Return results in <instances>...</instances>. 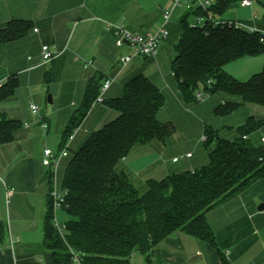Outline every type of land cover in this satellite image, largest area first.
<instances>
[{"label":"crops","instance_id":"obj_1","mask_svg":"<svg viewBox=\"0 0 264 264\" xmlns=\"http://www.w3.org/2000/svg\"><path fill=\"white\" fill-rule=\"evenodd\" d=\"M29 1L30 10L15 14L9 11L6 0H0V4H5V14L0 13V28L13 19L34 23V28L24 37L0 44V84L10 76L18 81L14 95L0 102V115L22 124L12 142L0 145V221L7 224L0 245V264H51L50 254L43 246V218L51 174L42 165L43 152L59 151L63 131L78 108L90 78L100 75L104 77L103 83L112 81L104 93L105 101L120 97L125 83L138 74L148 78L164 96L157 120L171 123L174 132L164 142L153 140L134 146L116 166L140 194L146 192L149 180L160 181L207 164L205 148L195 157V148L203 145L205 139L204 126L217 130L224 139L233 140L238 136L237 128L247 118L264 121V117L254 114V110L264 108L247 103L222 116L221 119H227L224 127L207 125L188 111L191 106L198 108L200 102H184L172 71L173 80L163 74L158 52L155 58L135 56L128 63H121L120 59L129 50L116 47L115 27L140 34L155 31L163 21V9L169 0H37V7L34 0ZM177 11L178 8L171 17ZM43 45L55 53L46 63L41 58ZM243 59L247 64L253 61L251 57ZM43 100L50 107L37 118L29 106L31 102L42 104ZM218 100L211 107L212 113L223 102L239 101L223 94ZM240 111L245 114L238 122L228 120ZM116 117L117 113L104 102L93 103L69 142L68 156L61 159L57 168L60 185L74 152L93 132ZM39 120L47 124L46 131ZM263 130L264 125L249 139L253 142ZM263 138L259 136L260 143ZM187 154L191 156L186 157ZM261 204H264V178L207 212L206 220L216 247L177 231L155 248L156 264H221L218 251L231 264H264V210H258Z\"/></svg>","mask_w":264,"mask_h":264},{"label":"trees","instance_id":"obj_2","mask_svg":"<svg viewBox=\"0 0 264 264\" xmlns=\"http://www.w3.org/2000/svg\"><path fill=\"white\" fill-rule=\"evenodd\" d=\"M239 1L244 0H217L207 9L188 10L179 19V33L173 44L171 71L184 102L196 101L198 91L239 99L216 106L213 113L221 117L247 103L264 108V65L245 81L224 70L233 61L264 53V42H260L258 33L215 19ZM191 15L207 21L196 26L188 21ZM33 28L30 20H10L0 28V44L16 41ZM103 80L100 75L88 80L81 102L63 131L59 150L81 125ZM17 85L14 76L1 83L0 102L11 98ZM103 102L117 117L93 132L67 164L61 186L66 191L63 210L69 219L62 235L53 225L49 193L46 198L43 246L51 264H72L73 255L81 264H133L134 254H140L146 264H156L155 248L177 231L216 247L206 214L264 178V144H254L249 139L264 121L247 118L233 140L204 126L207 164L160 181L149 180L146 192L140 194L116 166L134 146L153 140L164 142L174 132L171 123L157 120L164 96L148 78L138 74L125 83L120 97ZM21 126L20 121L1 114L0 145L12 142ZM48 179L51 189L52 174ZM4 235L5 225L0 221V245ZM218 253L221 264H231L223 253Z\"/></svg>","mask_w":264,"mask_h":264},{"label":"rangeland","instance_id":"obj_3","mask_svg":"<svg viewBox=\"0 0 264 264\" xmlns=\"http://www.w3.org/2000/svg\"><path fill=\"white\" fill-rule=\"evenodd\" d=\"M243 1L236 2L232 4L222 16H218L216 21H227V22H234V23H241L244 25H250V26H256L260 30H264V19H263V14H264V0H249V4L244 5L242 3ZM6 6L9 7V11L11 13H21L26 10H30L32 6V2L29 0H6ZM38 1L34 0V7H37ZM4 5L3 3L0 4V13L2 15L5 14L4 11ZM195 6V5H194ZM189 9L187 8L186 5H182L180 8H178L177 15H173L171 17L170 23L166 26V29L170 30V36L162 42L159 47H158V59H159V64H160V69L162 70L163 74L168 77V79L173 80L171 77V59L173 56V44L177 39L178 33H179V19L188 11ZM195 18L191 15L188 18L189 22H194ZM162 25V22L161 24ZM253 58L251 63L247 64L245 59H239L237 61H233L225 66V71L231 75L232 77L240 80V81H245L247 80L251 73L253 71H260L264 65V53L251 57ZM255 69V70H252ZM159 73V70H158ZM51 80H52V74L50 75ZM50 95V94H48ZM221 94H214V95H208L204 100H202L199 104L198 108H190L191 113L193 115H196L199 119L201 118L203 123H206L207 125H213V126H218V128L224 127L225 119H221V116H216L214 113L211 111L212 105H214L218 99L220 98ZM37 103V102H36ZM38 107L39 113L36 116L37 118L40 117V112L44 111L46 108L50 107L46 104V101L43 100L42 104H35L32 103ZM195 107V106H194ZM254 114L256 117H264V110H254ZM245 112L240 111L236 116L232 117L230 122H238L242 116H244ZM227 120V119H226ZM41 121V120H39ZM224 123V124H223ZM230 125V124H227ZM262 133V134H261ZM260 134H257L255 138L253 139L255 143H259V136H264V130ZM202 146V147H201ZM196 150V155L195 157H199L204 152V146L199 145V147L195 148ZM56 153V152H55ZM71 155V152H69ZM57 170L55 171L54 174V182L56 184V189L59 193H63L64 190L60 183L57 180L56 176ZM0 177L1 173H0ZM4 179V178H3ZM55 218L56 220L64 224L69 217L66 215L65 211L63 209H58L55 212ZM7 223V221H5ZM7 225V224H5ZM7 229V227H6ZM132 263L134 264H146L144 261L143 257L140 254H136L132 258Z\"/></svg>","mask_w":264,"mask_h":264},{"label":"built area","instance_id":"obj_4","mask_svg":"<svg viewBox=\"0 0 264 264\" xmlns=\"http://www.w3.org/2000/svg\"><path fill=\"white\" fill-rule=\"evenodd\" d=\"M216 1L217 0H169L167 5L163 9L162 25H160L158 29L153 32L140 34V33L131 32L122 26H116L115 27L116 47L118 48L124 47L129 50V54L120 59L121 63L126 64L131 60L132 57L135 56L155 58L158 52L159 45L165 40H167L169 36V31L168 29H166V26L170 22L171 15L176 8H180L182 5H186L189 10L196 7L207 9L212 5H214ZM242 3L246 5L249 4L250 2L249 0H244ZM208 20L211 19L208 18ZM206 21L207 20L203 17H197L195 18L194 22H192V24L196 26H203ZM233 24L236 28L244 29L249 33H255V32L258 33L260 36L259 37L260 42L262 43L264 42V30H260L257 27L248 26L241 23H233ZM54 54L55 53L52 51V49L49 46L43 45L41 47V58L44 63L52 60L55 56ZM111 82H112L111 80H106L102 84L100 93L98 97L95 99L94 103H103L104 93L109 88ZM207 96L208 94L205 93L204 91H198L196 93V101L201 102ZM29 107L31 112L35 116H37L39 113L38 107L34 104H30ZM41 127L43 128L44 131L47 130V124L44 121H41ZM73 134L69 136L65 145L58 152L55 153L50 149H45L43 152V159H42V165L49 168L52 174V186L51 189L49 190V196L52 200V206L54 211L53 225L60 235H62L63 232L65 231V224H61L56 220L55 212L58 209H63L66 206L65 204L66 191L64 189H63L64 190L63 193H59L57 191L56 184L54 182V174L57 168L59 167L61 159L68 156V151H67L68 145L73 138ZM261 143L264 144V138L261 139ZM190 156L191 154L186 155V157H190ZM174 161H176V159ZM72 258H73L72 264H81L78 256L73 255Z\"/></svg>","mask_w":264,"mask_h":264},{"label":"water","instance_id":"obj_5","mask_svg":"<svg viewBox=\"0 0 264 264\" xmlns=\"http://www.w3.org/2000/svg\"><path fill=\"white\" fill-rule=\"evenodd\" d=\"M48 103L51 104V101L48 100ZM258 210H259V211H263V210H264V204H261V205L258 207Z\"/></svg>","mask_w":264,"mask_h":264}]
</instances>
